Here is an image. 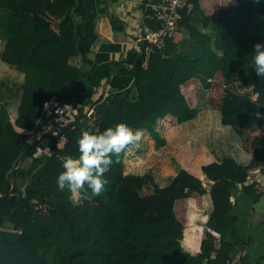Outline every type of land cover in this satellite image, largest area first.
Returning <instances> with one entry per match:
<instances>
[{
	"label": "trees",
	"instance_id": "trees-1",
	"mask_svg": "<svg viewBox=\"0 0 264 264\" xmlns=\"http://www.w3.org/2000/svg\"><path fill=\"white\" fill-rule=\"evenodd\" d=\"M190 1L193 8L189 13L185 8L180 11L177 25L178 31L184 27L188 35L178 43L176 38H166L160 47L151 45L146 66H138L131 76V87L124 85L95 100L87 97L69 126L53 127L33 142L29 133L17 129L34 130L38 122L46 119L45 105L53 101L60 107L71 87L87 76L86 71L70 64L71 57L80 55L87 65L92 61L85 51L78 50L74 15L77 0H8L9 7L0 5V40L4 42L0 59L23 75L13 123L0 104V202L15 199L11 205L0 204V227L8 225L16 231L21 241L43 258L42 264H190L186 252L197 254L199 223L203 219L195 214L198 202L187 201L186 207L184 201L178 200L175 205L177 216L186 219L183 253V224L173 206L177 198H187L193 192L202 195L207 190L198 177L185 169L179 168L168 185L153 184L150 194L134 195L121 183L124 151L113 157L114 163L104 177L108 183L99 196H92L87 189L90 198L78 204L71 199L67 187L61 191L57 186L63 171L58 157H79L77 139L82 131L98 134L123 122L133 130L145 129L155 146H162L165 142L154 130L158 119L171 115L177 123H183L198 113L180 89L190 78H197L208 89L217 71L229 82L234 72L241 71L244 74L239 77L247 80L242 87L250 85V96L224 97L220 123L263 124L264 80L250 67L254 43H264V0H236V5L220 6L213 37L191 23L198 20L206 26L209 18L201 14L198 0ZM50 23L56 25V31ZM147 23L150 29L156 28L155 23ZM146 45H141L143 51ZM178 45L181 49L177 52ZM112 73H105L106 81ZM253 94L260 96L252 99ZM91 116L93 120L89 122ZM46 122L50 126L57 124L51 118ZM52 131L56 132L54 137ZM61 137L64 143L57 147ZM52 138L49 156L31 159L25 167L16 166L32 158L36 147ZM44 158L51 169L38 167ZM201 170L211 182L208 193L212 202L203 226L201 258L203 264H229L216 259V255L224 258L236 249L228 240L237 221L231 212L235 204L231 189L243 184L250 172L264 171V134L247 163L224 156L201 166ZM44 202L54 205V211H40L41 206L38 210L37 206ZM246 258L242 255L240 264H246Z\"/></svg>",
	"mask_w": 264,
	"mask_h": 264
},
{
	"label": "crops",
	"instance_id": "crops-1",
	"mask_svg": "<svg viewBox=\"0 0 264 264\" xmlns=\"http://www.w3.org/2000/svg\"><path fill=\"white\" fill-rule=\"evenodd\" d=\"M156 1L157 0H77L76 7L74 9V15L77 20L76 32L79 38L78 50L80 52L85 51L86 57L92 61V64H85L82 61L80 55L71 57L69 59V62L70 64L80 68L81 70L86 71L87 76L80 79L71 87L60 107L56 106L55 102L53 101L45 105L46 119L44 121L42 120L41 122H38V124H36L35 126L36 129L34 128V130L32 131L20 129L17 130L24 133H29L30 135V133L37 132L38 128L41 127V135L46 134L50 130H52V127H50V125H48V123L46 122L48 119L51 118L57 122V124L53 126L55 128H57L58 124L62 123L61 125H63L68 122H72L75 119L83 100H85L87 97H89L91 100H95L100 95L105 96L109 94L113 89L123 87L124 85H128L131 87V76L133 75L135 69L140 65L146 66L147 64L149 51H145V49L144 51L142 50L141 45L144 43V41H142L141 38L144 32L147 29H150L147 21L155 23L156 26V22L150 18L151 5ZM225 2L226 0H198V7L201 10V14L208 17L209 22L206 26H203L202 23L198 20L192 21L191 23L194 24L199 30L206 32L213 37L216 32L215 21L217 19L220 6L236 5V0H227V2ZM8 3V0H1L0 5L9 7ZM192 8L193 3L191 2L190 6L185 7L186 12L189 13ZM201 14H198L197 17H200ZM50 27L56 31L55 24L50 23ZM187 35V30L184 27H180L176 36L175 43H178L181 38ZM3 47L4 42L0 40V53ZM177 48V52L180 51L181 47L179 45L177 46ZM2 65L4 64H0L1 68L4 69ZM250 69L253 70L252 66L250 67ZM110 70L113 71L112 76L109 81H106L105 73ZM3 71L7 72L8 70ZM242 74L244 73H241V71L234 72L232 77L233 81H231V83L235 84L236 88L238 87L239 89V85L244 81L239 77V75ZM20 78L22 82V74L20 75ZM213 79H215L214 81H220L222 79L224 82H226V79L223 77L220 71H217L210 79L211 88H213L212 85L214 84ZM180 89L189 105L191 107H195L197 110L198 106H200L204 101V99L202 98L204 97V92L208 90L201 85L197 78L188 79L180 85ZM244 89L250 91V85L244 87ZM238 93L239 91L237 90V96H239ZM258 96H260V94L251 95L252 99H256ZM19 99L20 93L18 95H15L13 97L10 96L9 98L0 101V104L5 106V108L7 109L9 113V119L12 123L14 122V118L17 113ZM198 115L199 110L194 119L183 123H177L176 119L171 115H167L161 119H158L154 126V130L156 134L165 142L162 147L169 148V146H172L175 148L172 150V152L174 154L177 153L178 150L176 148H182L183 144L181 143L185 141L183 140L185 135L182 134L184 123H195ZM261 127H263V133L261 134L262 136L264 134V122ZM142 131L144 137H150L145 129H143ZM51 133L53 137L56 135V132ZM173 135H177V139H175L176 142L173 141ZM53 139L54 138L49 141L46 140L47 142H45L44 145L37 146L32 158H25L22 161L20 160L21 163L19 162L20 164L18 163L16 166L19 165L20 167H25L29 164L31 159H39L42 157L46 158L47 156H49L51 152L50 145L54 141ZM63 143V137L56 141L57 147H61ZM152 146L155 148H159L155 146L154 140L152 142ZM139 147L141 150V143L138 146H135V150H139ZM126 155L127 151H125L123 159V178L126 176V168L128 170V168L130 167ZM45 158L43 159V162L38 165V167H43L44 169L51 167L50 162L45 160ZM221 159H207V155L205 154V152L203 151L202 153V151L198 148L195 152H191L190 157L182 159L180 158L177 160L176 163L178 166L176 167V169H174L173 174L170 176V178L176 174V171L179 168H182L195 175L202 181V178H206L201 170V166L214 161H219ZM24 162L28 163L24 164ZM247 162L248 160L240 163ZM123 178L121 183L124 182ZM170 178H166V182L162 183L161 185L158 183L156 184L159 186L168 185L170 182ZM208 182L210 188L211 182ZM202 183L205 186L203 181ZM241 185L242 184L237 185L240 186V188L235 186L231 189V200L235 203L231 212L232 214L237 216V221L230 229L228 240L235 244L236 249L233 253L224 258L216 255V259L220 261L225 260L229 264H240V258L245 254L247 256L246 264H264V261H262V256L264 255V193L257 192L253 189L251 190L249 188L245 190ZM209 188H206L207 192L202 195L198 194L197 192H193L187 198H177L174 201V213L183 224L182 238L180 240L182 253V241L184 230L186 227V219L183 216H177L175 211V205L177 201H184L187 207L189 206V202L187 201H191L190 203H193L194 200H197L199 211L195 214L202 215L203 218L199 223L201 227V236L196 249L197 254L192 253L193 255H191L190 252H186L190 256V264H203L204 262L201 258L200 253V242L203 237V226L207 220L209 212L212 209V202L208 193ZM73 195L74 194L72 193V196ZM74 197L77 202V197L75 195ZM79 199L80 202H77L78 204L82 202L83 196L81 195ZM14 201V198L9 197L5 202H0V204L11 205ZM46 204L48 205L45 209L49 210V205H52L51 203L49 204L44 202L40 204L39 207H42V205ZM43 211L46 212V210Z\"/></svg>",
	"mask_w": 264,
	"mask_h": 264
},
{
	"label": "rangeland",
	"instance_id": "rangeland-1",
	"mask_svg": "<svg viewBox=\"0 0 264 264\" xmlns=\"http://www.w3.org/2000/svg\"><path fill=\"white\" fill-rule=\"evenodd\" d=\"M0 64H4L2 65L4 69L0 66V101H2L10 96L13 97L19 94L21 91V73H18L14 67L1 60ZM3 70L8 71L5 72ZM221 80L214 81L213 88L210 87L204 92V97H202L204 101L198 106L199 115L196 122L184 123L182 134L185 135L183 139L185 141L181 143L183 144L182 148H176L178 150L177 153L174 154L172 152L175 149L172 146H169V148L162 146L159 148L153 147V140L144 136L140 141L142 144L141 150L140 147L138 148L139 150H135L136 145H130L125 150L127 151L126 157L130 167L128 170L126 168V176L123 178L124 189L130 188V193L138 196L150 194L153 184L158 183L161 185L166 182V178H170L174 169L178 166L176 163L178 159L190 157L191 152H195L198 148L202 153L203 151L205 152L207 159L211 160L221 159L224 156L234 157L240 162L249 160L253 148L258 146V139L263 133L262 125H222L219 118L221 101L224 97L236 95L237 90L241 97L250 96V91L242 87L247 84V80L243 82V85H239L240 89L229 81L224 82ZM88 115H90V112H88ZM92 120L93 116L89 118V122ZM50 127L53 129V126ZM41 134V127L38 128L37 132L30 133V142L35 141ZM173 138V141L176 142L177 135H173ZM27 163L24 162V164ZM52 167L54 168V166ZM202 181L208 189L209 182L203 178ZM241 186L245 190L249 188L264 193V171L262 173L258 171L250 172L246 182ZM237 187L240 188V186ZM129 191L127 190L126 193H129ZM71 199L76 202L74 195L71 196ZM47 205H42L41 208L37 206V208L43 211ZM49 208V211L52 212L55 206L50 205ZM6 227L1 229L13 230L8 225Z\"/></svg>",
	"mask_w": 264,
	"mask_h": 264
},
{
	"label": "clouds",
	"instance_id": "clouds-1",
	"mask_svg": "<svg viewBox=\"0 0 264 264\" xmlns=\"http://www.w3.org/2000/svg\"><path fill=\"white\" fill-rule=\"evenodd\" d=\"M252 52L251 66L256 76L264 80V43H254ZM142 138V130H133L123 122L98 134L82 131L77 139L79 157H58L63 168L57 178L58 188L63 191L67 187L77 197V202H80L81 193H84L83 198H90L87 189L92 196H99L108 183L104 177L114 163L113 157H119L130 145L138 146Z\"/></svg>",
	"mask_w": 264,
	"mask_h": 264
},
{
	"label": "built area",
	"instance_id": "built-area-1",
	"mask_svg": "<svg viewBox=\"0 0 264 264\" xmlns=\"http://www.w3.org/2000/svg\"><path fill=\"white\" fill-rule=\"evenodd\" d=\"M190 5V0H157L152 3L150 18L156 22V28L147 29L142 35L141 40L147 43L145 51H149L151 45L162 46L166 38H176L180 11Z\"/></svg>",
	"mask_w": 264,
	"mask_h": 264
},
{
	"label": "water",
	"instance_id": "water-1",
	"mask_svg": "<svg viewBox=\"0 0 264 264\" xmlns=\"http://www.w3.org/2000/svg\"><path fill=\"white\" fill-rule=\"evenodd\" d=\"M71 122L58 124L57 128L64 129ZM24 179L21 185L24 184ZM43 258L36 251L29 249L14 230L0 228V264H42Z\"/></svg>",
	"mask_w": 264,
	"mask_h": 264
},
{
	"label": "bare ground",
	"instance_id": "bare-ground-1",
	"mask_svg": "<svg viewBox=\"0 0 264 264\" xmlns=\"http://www.w3.org/2000/svg\"><path fill=\"white\" fill-rule=\"evenodd\" d=\"M102 48V47H101ZM4 230V229H3Z\"/></svg>",
	"mask_w": 264,
	"mask_h": 264
}]
</instances>
